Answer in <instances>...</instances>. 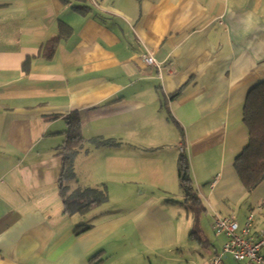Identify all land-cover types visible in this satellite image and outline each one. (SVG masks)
<instances>
[{"label":"crops","instance_id":"1","mask_svg":"<svg viewBox=\"0 0 264 264\" xmlns=\"http://www.w3.org/2000/svg\"><path fill=\"white\" fill-rule=\"evenodd\" d=\"M262 81L264 0H0V264H209L226 242L217 215L243 227L252 212L264 229V179L248 191L235 168L243 106ZM74 111L85 146L68 193L110 195L94 221L78 212L83 223L60 193Z\"/></svg>","mask_w":264,"mask_h":264},{"label":"trees","instance_id":"2","mask_svg":"<svg viewBox=\"0 0 264 264\" xmlns=\"http://www.w3.org/2000/svg\"><path fill=\"white\" fill-rule=\"evenodd\" d=\"M76 9L84 13L88 12L87 7H77ZM65 26V23H62L61 29H63V32L61 35H65L66 31L67 33L71 32V28H66ZM61 35L56 38V44ZM29 61L30 59L28 58L24 63L25 70L29 69ZM179 94L180 90L173 93L171 97L175 98ZM242 119L248 131V142L242 152L236 157L235 168L245 188L248 191H252L264 179V81L259 82L250 90L243 106ZM66 121L67 129L65 131V140L59 147L60 155L63 158L60 176V193L67 211L85 213L92 206L91 205L89 208L87 207L86 210V207L83 205L85 195L89 190H81L69 194L65 185L67 180L75 177V172L73 173L71 171V165L74 162L73 160L76 153L85 146L81 115L78 111H74L66 117ZM93 141L98 145L113 143L111 139L95 138ZM178 176L186 201L192 202L189 206L195 209L199 205V199L195 194L191 167L185 153H181L178 159ZM98 193L101 197L94 199L92 204H100L107 201L108 195L105 190L98 191ZM77 201L81 203V206L75 208ZM200 212L199 209L198 215ZM193 214L195 215L194 212ZM88 227L87 225L81 226L79 227V231L87 229ZM195 232L194 229L193 234H195Z\"/></svg>","mask_w":264,"mask_h":264},{"label":"built area","instance_id":"3","mask_svg":"<svg viewBox=\"0 0 264 264\" xmlns=\"http://www.w3.org/2000/svg\"><path fill=\"white\" fill-rule=\"evenodd\" d=\"M149 66L163 69L152 55L143 56ZM255 214L250 213L243 227L230 216L217 215L213 221L212 229L216 234H224L226 242L222 251L217 254L209 264H222L224 256L231 255L237 261H248L252 264H264V229L254 228Z\"/></svg>","mask_w":264,"mask_h":264},{"label":"rangeland","instance_id":"4","mask_svg":"<svg viewBox=\"0 0 264 264\" xmlns=\"http://www.w3.org/2000/svg\"><path fill=\"white\" fill-rule=\"evenodd\" d=\"M74 160H75V158H74ZM73 160V161H74ZM71 171L74 173L75 172V164H74V162L72 163V165H71ZM93 188H90V189H88L89 191L86 193V195H85V199H84V206L86 207V210H87V207L89 208L91 205V207L87 210L88 212H91V213H89L88 214V216H89V219L91 220V221H94L95 219H96V212L98 211V207L99 206H101V205H103L102 203H100V204H92V201L94 200V199H97V198H99V197H101V195L98 193V191L99 190H97V189H95V190H92ZM99 189V188H98ZM104 188H102V189H100V191L101 190H103ZM107 194H108V192H107ZM109 194H108V198H109ZM112 196H114L115 197V202H116V198H118V199H120V200H123V199H125V196H116V195H112ZM104 204H106L105 202H104ZM81 206V203H79V201H77V203L75 204V208H78V207H80ZM113 207V205H107V206H104V208H107V209H111ZM97 210V211H96ZM75 211V210H74ZM193 212L195 213V216L197 217L198 216V210L197 209H194L193 210ZM78 213V211L77 212H75V214H77ZM79 214V213H78ZM77 220H79L80 221V223H83L84 221H83V219L81 218L80 219V214L79 215H77ZM89 219H85V220H89ZM212 235V234H211ZM182 247H186V246H182ZM191 247H198V244L196 243V241H193L192 242V244H191ZM185 256H191V255H193V254H184ZM208 255V254H207ZM196 257H198V259L199 260H203V258L204 257H206V254H204V256H202V254H197V255H195ZM230 260H231V258L232 257H228Z\"/></svg>","mask_w":264,"mask_h":264}]
</instances>
